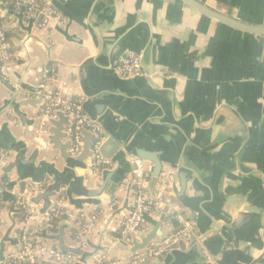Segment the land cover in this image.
<instances>
[{"label": "crops", "instance_id": "crops-1", "mask_svg": "<svg viewBox=\"0 0 264 264\" xmlns=\"http://www.w3.org/2000/svg\"><path fill=\"white\" fill-rule=\"evenodd\" d=\"M44 1L62 14L64 24L45 26L39 15L0 0L12 56L8 86L0 82V160H6L0 168V264L18 250V197L34 185L43 190L58 181L62 193L50 200L64 196L68 202L70 184L93 189L105 182L106 188L89 204L72 195L78 205L69 202L53 230L33 224L37 244L77 254L71 264H93L107 248H127L115 238L132 196L130 159L136 149L160 152V178H166L169 198L193 228L187 242L145 264H264V37L211 21L178 0ZM200 1L264 25V0ZM126 52L141 60V76L130 81L115 73ZM43 68L68 83L70 97L83 101L103 136L123 144L100 175L91 174L90 161L84 171L69 170L52 150L38 119L42 101L35 108L19 106L23 98L41 100ZM106 152L112 153L111 146ZM150 167L146 162L147 171ZM119 179L107 196V187ZM158 211L143 235L154 229ZM79 212L96 217L83 242L77 240L85 225ZM176 228L174 217L160 229V238Z\"/></svg>", "mask_w": 264, "mask_h": 264}, {"label": "built area", "instance_id": "built-area-1", "mask_svg": "<svg viewBox=\"0 0 264 264\" xmlns=\"http://www.w3.org/2000/svg\"><path fill=\"white\" fill-rule=\"evenodd\" d=\"M14 9L23 12L28 16H42V24L47 26L54 23L62 25L65 18L57 10L44 0H10ZM11 53L9 41L0 18V76L9 79L11 70ZM140 56L133 52L124 53L116 68V74L121 79H134L141 76ZM53 70L43 68L40 71L39 80L44 90L41 95L43 105L42 118H55L57 112L64 113L69 120L67 134L70 147L68 154L78 156L83 148V135L89 133L93 136L90 160V172L92 175H100L104 170L112 167V163L100 155V147L104 141L103 130L98 123L93 121L83 110V101L70 97L69 85L66 81H56L53 78ZM43 133L46 134V131ZM132 196L129 207L120 220L117 228L116 244L130 246L132 241L144 234L149 218L155 211L168 206V211L175 212L177 228L168 235L160 238L156 243L150 244L148 248L138 251L126 258L110 259L104 253H97L94 256L93 264H145L148 260L159 259L167 256L170 252L179 247L181 243L187 242L192 233V226L180 213L179 206L172 202L168 195V184L166 178H160L155 195L149 191V178L147 177L146 162L132 157ZM6 160L0 161V168L5 166ZM126 182L120 185L124 188ZM41 191V186H33L24 195L18 197L16 206L22 214L21 229L18 235V250L7 256L8 264H39L43 259L54 264H71L77 262L79 256L54 249L35 242L31 226L37 221L42 223L48 230H53L57 222L62 218L65 211L69 209L68 202L64 196L51 200L50 207L43 215L39 213L38 207L30 202L35 193ZM118 201H113L108 208L111 211ZM80 221L85 225L77 235V240L83 242L84 235H89L96 222V217H88L87 214H77ZM1 228V223H0ZM83 244V243H82Z\"/></svg>", "mask_w": 264, "mask_h": 264}, {"label": "water", "instance_id": "water-1", "mask_svg": "<svg viewBox=\"0 0 264 264\" xmlns=\"http://www.w3.org/2000/svg\"><path fill=\"white\" fill-rule=\"evenodd\" d=\"M178 1H180L182 4L186 5L187 7L191 8L192 10L196 11L201 16L211 21H214L218 24L226 26L232 30H235L243 34H247V35L264 37V25L251 24V23L244 22L240 19H236L234 17L226 15L210 7L209 5L201 2L200 0H178ZM0 9H2V11L4 12L6 8L0 4ZM39 18H42V16H39ZM140 68H141V65H140ZM119 79L122 81L133 80V79H121V78ZM0 82L4 86H8V81L1 76H0ZM69 94H70V90H69ZM38 101H41V100L23 98L18 102V104L21 107L30 106L32 108H35ZM83 110H84V106H83ZM44 123H45V127H47L46 135L48 136L49 145L52 147V150L58 152L59 157L61 158L63 163L66 165V167L69 170L71 169L82 170V171L86 170L87 169L86 162L92 159L91 145H92L93 136L89 133H86V132L84 133L82 151L78 156L73 157L68 154V149L70 147L69 136L66 132V128L69 125L68 117L64 113L57 112L55 114V118H46L44 119ZM62 141H66V142H62ZM108 146H111L112 153L106 152V149L108 148ZM123 150L124 149H123L122 143H116L114 142L113 139L104 136V141L100 147V155L103 159H106V160L112 159L116 154L123 152ZM123 154L124 155L127 154V151H124ZM133 157L141 159L145 162H149L151 164V167L147 172V177L149 178V191L152 195H155L156 188L159 183L160 177L162 175V170H163L160 152L149 151V150H144V149H136L134 150ZM14 168H15V164H10L9 169H14ZM120 180L121 179L116 180L115 182H112L107 187L105 191L107 196H112ZM63 187L64 185L59 181L56 182L55 184L47 185L43 190L41 187V191L35 193L34 196L30 198V202L36 207L39 204H42L41 208H39V213L43 215L47 212L48 208L50 207V204H51L50 199L55 194L58 195L62 193L61 189ZM105 188H106L105 182L103 184L101 183L97 185L93 189H86L82 187L77 188L76 186L74 185L72 186L70 184V186L68 185L67 192H66L68 196L67 198L69 200L68 203L70 202V204L72 205H76V206L78 205L77 202H74L75 200L72 197V195L75 194L76 197L83 199L82 204H89L91 203L89 201H92V199H95L101 196ZM24 189H25V184H20L21 194L24 193L25 191ZM167 211H168V206H164L161 210L157 212V214H159V220L151 232L145 235H141L138 239L133 240L131 245L125 248L123 251H118L116 246H114L112 248H107L104 251L105 252L104 254H106L110 259H114V258L122 259L138 251L148 248L154 239L160 238L162 236L160 229L163 227V225L167 224L170 219L176 217L177 213L171 212V214L167 215ZM182 244L183 243H181L180 245ZM65 252H68V251H65Z\"/></svg>", "mask_w": 264, "mask_h": 264}, {"label": "rangeland", "instance_id": "rangeland-1", "mask_svg": "<svg viewBox=\"0 0 264 264\" xmlns=\"http://www.w3.org/2000/svg\"><path fill=\"white\" fill-rule=\"evenodd\" d=\"M51 24H53V23H51ZM49 25V24H48ZM47 25V26H48ZM11 63H12V58H11V62H10V65H11ZM12 66V65H11ZM41 86V85H40ZM70 88V87H69ZM42 109H43V105H42V108H41V112H42ZM38 119H40L41 121H42V126H45V123H44V119L42 118V114H40V116L38 117ZM46 131V130H45ZM45 246H47V245H45ZM48 247H50V246H48Z\"/></svg>", "mask_w": 264, "mask_h": 264}, {"label": "trees", "instance_id": "trees-1", "mask_svg": "<svg viewBox=\"0 0 264 264\" xmlns=\"http://www.w3.org/2000/svg\"><path fill=\"white\" fill-rule=\"evenodd\" d=\"M20 219H21V221H22V214L20 213Z\"/></svg>", "mask_w": 264, "mask_h": 264}]
</instances>
